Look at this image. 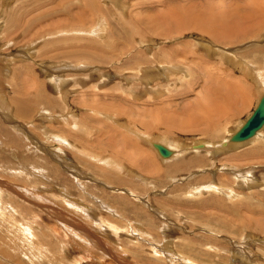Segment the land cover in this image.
Here are the masks:
<instances>
[{
  "label": "rangeland",
  "instance_id": "1",
  "mask_svg": "<svg viewBox=\"0 0 264 264\" xmlns=\"http://www.w3.org/2000/svg\"><path fill=\"white\" fill-rule=\"evenodd\" d=\"M263 97L264 0H0V264H264Z\"/></svg>",
  "mask_w": 264,
  "mask_h": 264
},
{
  "label": "bare ground",
  "instance_id": "2",
  "mask_svg": "<svg viewBox=\"0 0 264 264\" xmlns=\"http://www.w3.org/2000/svg\"><path fill=\"white\" fill-rule=\"evenodd\" d=\"M92 1V0H91ZM95 2V1H94ZM93 2V3H94ZM237 9V8H236ZM259 11V10H258ZM174 12V11H173ZM238 12V11H237ZM68 18V17H67ZM84 18V17H83ZM157 18V17H156ZM159 19V18H158ZM160 20V19H159ZM100 21V20H99ZM103 25H104V22L101 20L99 23H98V25H97V27L98 28H100V29H102V27H103ZM95 31V30H94ZM102 34V33H101ZM103 35V34H102ZM101 35V36H102ZM201 41V40H200ZM202 43H204V42H202ZM251 74V73H250ZM55 84V83H54ZM57 86H62L63 85V82L62 81H58L57 82ZM264 98V97H263ZM40 100V99H39ZM261 100H263V99H261ZM262 105H261V107L259 108V110H256V111H259V113H261L262 115H264V102L263 103H261ZM260 104H258V106H259ZM36 115H38V114H36ZM192 120H194V122H197L198 123V121L199 120H201V119H199V120H197V119H192ZM247 121V120H246ZM117 122V121H116ZM118 122H119V120H118ZM122 123H120V125H121ZM124 125V124H123ZM243 126L245 125V122L242 124ZM122 126V125H121ZM125 126V125H124ZM243 126H241L240 128H238V129H236L237 131L238 130H240ZM127 128H129L132 132H139V131H136V130H134V128H132L131 126H129V125H127L126 126V129ZM200 128V127H199ZM262 128H264V120H263V122L260 124V126L259 127H257L256 129H254L248 136H246V137H244V138H237V137H235V138H233L232 139V137H231V139L229 138V139H227V140H225V141H223V142H220V143H218V144H213L212 142H209V140L207 141V142H205V143H203V144H201L200 145V147H199V149H201V148H205L206 146H210V145H215V148H214V146H213V148L215 149V150H217V153L218 152H220L221 150H226V149H228V148H230V147H232L233 146V144L235 145L236 144V147H237V145L238 144H241L242 142H249V141H251L252 139H255V138H257L256 136H258L260 133V131H261V129ZM129 129H127V130H129ZM203 129V128H202ZM200 132V131H199ZM139 133H141V134H143L142 132H139ZM235 133H236V131H235ZM140 134V135H141ZM236 135V134H235ZM142 136V135H141ZM147 138V137H146ZM152 139V138H151ZM63 140V139H62ZM231 140V141H230ZM163 144V143H162ZM164 145V144H163ZM197 145V144H196ZM242 145V144H241ZM184 146V145H183ZM240 146V145H239ZM238 146V147H239ZM174 147H180V145L178 144V145H175ZM166 148V147H165ZM192 148H193V145H192ZM234 148H235V146H234ZM167 149V148H166ZM169 149V148H168ZM229 150V149H228ZM169 153V152H168ZM168 153H167V151H166V155H168ZM211 153V152H210ZM161 154V153H160ZM214 154V153H213ZM162 156V155H161ZM164 156V155H163ZM117 158V157H116ZM119 158V157H118ZM215 159V158H214ZM108 160V159H107ZM128 160H131V158L130 159H128ZM135 160V159H134ZM109 161H111V160H109ZM108 161V162H109ZM113 162V161H112ZM111 163V162H110ZM148 164H147V166H145V167H149V166H154V165H152L153 163L152 162H147ZM182 163H184V160L182 161ZM132 165V164H131ZM125 166V165H124ZM235 169V168H234ZM104 173V172H103ZM118 176V175H117ZM254 177V176H253ZM242 178V177H241ZM256 180V178H252V179H250V178H247V177H245L244 178V182L246 183V184H248V185H251V183L252 184H255V181L254 180ZM257 181H259V180H257ZM263 183V182H262ZM239 185V184H238ZM256 185V184H255ZM213 188V185L211 186H209V187H205V188H201L202 190H208V189H210V188ZM214 188H217L216 187V185H215V187ZM222 188V187H221ZM218 189H220V187L218 188ZM199 192H201L200 191V189L198 190ZM219 191H221V193H223V192H225V190L224 189H220ZM218 191V192H219ZM223 191V192H222ZM234 193V195H235V193L236 192H234L233 190H232V193H231V195ZM143 231V230H142ZM147 233V232H146ZM137 236V235H136ZM172 244V243H171ZM170 251V250H169ZM177 257V256H176ZM178 258V257H177ZM175 259V258H174Z\"/></svg>",
  "mask_w": 264,
  "mask_h": 264
},
{
  "label": "water",
  "instance_id": "3",
  "mask_svg": "<svg viewBox=\"0 0 264 264\" xmlns=\"http://www.w3.org/2000/svg\"><path fill=\"white\" fill-rule=\"evenodd\" d=\"M264 120V115L259 113V111H256L253 113V115L247 120L245 125L241 128V130L238 133L239 138H244L248 136L254 129L260 126V124ZM160 152L164 155H166V150L162 147L159 148Z\"/></svg>",
  "mask_w": 264,
  "mask_h": 264
},
{
  "label": "crops",
  "instance_id": "4",
  "mask_svg": "<svg viewBox=\"0 0 264 264\" xmlns=\"http://www.w3.org/2000/svg\"><path fill=\"white\" fill-rule=\"evenodd\" d=\"M226 86H227V85H226ZM228 100H229V98H227V103L229 102ZM228 105H229V103H228ZM219 111L221 112L220 109H219ZM220 112H218V113L220 114ZM221 113L223 114V113H224V110H223ZM149 167H150V169H152V168L155 167V166H149ZM149 167H148V168H149Z\"/></svg>",
  "mask_w": 264,
  "mask_h": 264
}]
</instances>
